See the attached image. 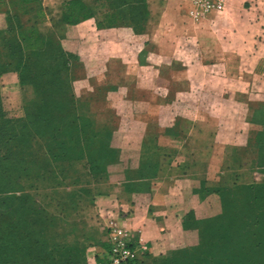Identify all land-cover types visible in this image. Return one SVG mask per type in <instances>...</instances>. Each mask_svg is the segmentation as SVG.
<instances>
[{
    "label": "rangeland",
    "instance_id": "1",
    "mask_svg": "<svg viewBox=\"0 0 264 264\" xmlns=\"http://www.w3.org/2000/svg\"><path fill=\"white\" fill-rule=\"evenodd\" d=\"M117 1L126 3V6L117 5V16H121L124 10L128 12L132 10L135 17L140 13L143 14L144 6L138 4L142 2ZM152 1L153 11L151 12L157 17L159 16V0ZM226 7L227 0L224 12ZM99 9L100 22L107 26L108 21L105 18L108 10L107 3L101 2ZM189 9V1L181 0V12L187 18H190ZM223 13L211 14L202 21H193L190 18L191 24L196 29L203 30L216 27V21ZM4 17L0 18L4 19ZM116 24L117 28H120L119 35H122L124 29H130L135 33L143 31L145 27L151 30L147 38L139 40L138 37H134L132 41V44H139V41L146 43L139 55L136 51L131 54L132 62L139 60L142 67L133 64L131 67L122 66L123 53L120 48L115 55V66L108 71L109 74L106 72L107 75L103 74L104 69L90 67L85 72L84 67L80 66L77 71L78 80L98 74V76L104 75V78L114 83L115 104L96 97H87L78 100V103L81 111L95 122V130L98 133L112 135L109 145L117 160L107 167V177L114 178L124 174V179L135 186L140 185L136 183L140 177H150L154 173L153 168L159 158V153L155 149V143L159 138V120L164 118L163 121L167 124L173 120L172 116L159 114L160 106L165 105V101L159 100V94L177 92L183 95L201 91L202 85L159 83V76L167 79L171 75L172 61L180 63L183 58L182 54L172 52V46L180 44L178 40L180 37L176 36L175 43L172 42L171 36L159 34V30L164 29L159 18L152 21H145L144 18L132 19L126 26L121 18H117ZM262 35L259 39L263 43L256 46V53L253 54L254 59L260 61L259 63L255 62L251 67L248 65L241 69L237 63L240 58L247 59L245 53L249 50L242 53L239 59L232 56L230 62L235 66L229 68L226 74L227 79L233 82L209 83L207 86V90L212 91L213 96L219 93L221 88L227 90V100H219L218 97H209V95L202 101L182 96L166 100L169 106L178 108L179 113L182 108H187L190 112L191 108L187 105L203 103L202 110L206 111V115L196 112V130L191 133L193 134L191 139L209 143L206 151L202 153L195 144L192 146L195 147L202 161L198 168L212 174L211 181H205V184L204 181L199 182L200 184L197 182L195 195L202 201L211 192L212 198L207 207L193 213L188 219L190 225L184 229L194 232L193 236H190L182 245H176V238L172 236L171 240L175 238V242L171 243L169 240L166 248L163 251L159 250L161 251L159 264H264V167L259 166L258 151V146L264 137L262 126L264 123V33ZM118 37L121 39L119 44L122 46L124 37ZM159 47L163 49L162 52L159 51ZM68 53L72 56L79 54V52ZM82 53L83 57L89 59L91 63L97 60L90 51H82ZM193 72L196 77L204 76V74L216 75L212 69L206 71L193 69ZM106 90L104 89L101 93L103 98L107 94H105ZM118 107L121 110L132 109L133 111H124L125 113L121 115L103 114L114 113L112 108ZM4 109L5 118L10 122L25 118L22 108H11L6 104ZM174 121L176 125L181 126L188 123L178 115ZM13 125L16 126L15 123ZM14 132L7 135L10 137ZM2 139L5 140L4 137ZM15 139H20L19 133ZM194 141L192 143H195ZM35 142L32 145L33 153L38 158L30 157L33 160L24 162L22 165L16 163V156L13 160L9 159L5 150H0L2 155L0 157L1 264H13V261L14 264H28L27 255L31 257L34 264H38V248L41 249V256H43V243L55 239L66 244H74L83 232L82 228L71 229L60 226V212L64 213L68 224L82 220L75 218L74 213H68L66 216V211L59 205L60 196L56 186L50 184V181L47 182L51 172H67L66 165L61 164L62 162L51 166L46 165L41 157L47 152V142L42 140ZM204 153H206V159H204L206 164L203 163ZM219 168L226 173L222 183L218 178ZM77 169L85 171V163L78 164ZM44 183L47 193L44 190L35 192V189L41 188ZM88 187L91 189L90 185ZM108 187L103 185L100 189L107 191ZM53 189H56V193ZM48 198L55 199V203L50 202L52 204L50 206ZM35 202L46 212V216L39 213ZM91 214L89 210L86 214L88 220ZM88 220L87 223H89ZM39 241H42L41 245L38 244Z\"/></svg>",
    "mask_w": 264,
    "mask_h": 264
},
{
    "label": "crops",
    "instance_id": "2",
    "mask_svg": "<svg viewBox=\"0 0 264 264\" xmlns=\"http://www.w3.org/2000/svg\"><path fill=\"white\" fill-rule=\"evenodd\" d=\"M39 1L42 6L41 19L37 24L39 35L45 38L57 37L62 41L63 49L66 52H79L78 61L72 63L84 67L85 72L86 69L95 67L104 69V75L109 74L108 71L115 66V55L119 52V48L123 53L122 66H141L139 60L132 62L131 54L136 51L139 55L146 43L139 41V44H132V41L134 37H138L139 40L147 38L151 32L148 30L149 28L140 34L132 32L130 29H124L122 35H119L120 28L98 27L96 21L99 18V12L77 25H68L64 22L65 8L67 3L72 0ZM95 1L83 0V2L92 4ZM151 3H153L152 0H146L149 12L153 11ZM181 11V0H159V16L156 17L151 12L147 18L148 21L159 18L164 28L159 30V34L171 36L172 42L176 41L174 40L176 36L180 37L178 39L180 44L173 45L172 52L182 54V61L180 63L172 61L171 75L167 79L159 76V83L198 84L202 85V90L183 95L177 92H172L173 94L161 92L159 94V100L165 101V105L161 104L162 106L159 108V114L172 116L173 120L168 124L164 123V118L159 120V138L155 143V149L159 153V162L154 175L146 178L140 177L136 182L140 185L133 186L132 182L124 179V174L114 176V178L111 176L108 178L106 174H99L94 178L97 180L90 178L89 185L92 194H88L89 198L86 197V200L84 198L82 202L79 201L78 196L79 194L80 196L85 195V192L80 191L81 189L77 186L71 184L60 189L63 194L80 191L79 194L76 192V196L69 195L76 197L77 211L74 215L75 218L82 220L79 223H65L64 213L60 212L59 221L61 220V227L83 229V232L80 233L81 237L77 238L76 246L83 250L86 264H101V260L107 259L110 232L115 227L127 231L135 245L147 246L148 250L142 253L143 261L145 260L149 264H159V253L166 248V244L172 236L176 238V245L184 244L190 236H193L194 232L184 229L190 225L188 219L193 213L207 207L208 202L211 201V192L202 201L195 195L197 189L195 185L201 181H204V184L205 181H211L210 175L212 174L198 168L202 161L197 155L195 147L192 146L195 144L199 152L202 153L206 151L209 143L191 139L193 135L191 133L196 130V112L206 115V111L202 110L203 103L187 105L188 108H191L190 112H188L189 109L182 108L179 113V109L169 106L166 100L182 96L202 101L208 98V95L209 97H218L219 100L228 99L227 90L221 88L219 93L215 92L216 95L213 96L212 91L207 90V86L209 83L233 82V80L227 79L226 74L229 68L235 66L230 62L232 56L239 59L242 53L249 50L248 53H245L247 59L244 58L242 61L240 58L237 63L241 69L260 62L258 59H254L253 54L256 53V46L263 43L259 38L264 33V0H227L226 11L216 21V27L207 28V30L196 29L195 26H192L190 18L184 16ZM0 17H4V15L0 14ZM5 27V17L4 19L0 18V30H4ZM118 36L124 37L122 46L119 44L121 39ZM162 50L159 47V51L162 52ZM82 51H90L91 55L97 57V60L95 59L94 63H91L89 59L83 57ZM193 69L205 71L212 69L216 75L204 74V76L196 77ZM106 72L108 73L106 74ZM104 75L95 74L89 78L74 80L75 98L81 100L87 97H96L115 104L114 83L104 78ZM139 83L141 84V81ZM104 89H107L105 91L107 94L103 98L101 93ZM0 92L4 105L7 104L8 107L16 109L22 108V111L25 105L33 103L36 95L32 86L21 84L17 73H7L1 77ZM112 109L114 113L103 114L121 115L125 113L124 111H133L132 109L130 111L128 109L121 110L120 107ZM95 114L100 115V113ZM177 115L187 121L188 126L176 125L174 119ZM192 140L195 143H192ZM205 156L206 153L203 158V163L206 164ZM219 169L218 178L222 183L226 173L223 172V169L222 171L221 168ZM103 185L109 186L107 191H101L100 187ZM68 199L67 195H62L60 206L62 207V204ZM89 210L92 214L88 220L86 214ZM175 238L171 240V243L175 242Z\"/></svg>",
    "mask_w": 264,
    "mask_h": 264
},
{
    "label": "trees",
    "instance_id": "3",
    "mask_svg": "<svg viewBox=\"0 0 264 264\" xmlns=\"http://www.w3.org/2000/svg\"><path fill=\"white\" fill-rule=\"evenodd\" d=\"M137 1L142 2L138 4L144 6V11L143 14L140 13L135 17L132 10H129L130 13L124 10L121 16L116 15L117 5L126 6L124 1L118 3L117 0H96L92 4L83 0H72L66 5L64 22L68 25H77L91 18L96 12L101 15L99 9L101 2L107 3L108 10L105 18L108 25L101 24L98 18L96 22L99 28L117 27V18H121L125 26L132 19L144 18L148 21L150 12L147 9L146 0ZM2 12H4L6 27L0 30V85L3 75L17 73L21 84L32 86L36 95L31 105L23 107L25 118L10 122L5 118L0 92V150H5L9 159L13 160L16 156V163L22 165L24 162L33 160L30 157L38 158L33 153L32 145L36 143L35 141H46L48 149L41 157L46 165L51 166L58 162L66 165L67 172L53 171L49 174L47 182L50 181V184L56 186L60 198L62 195H67L69 198L61 207L68 216V213L73 214L77 211L75 194H79L80 191L85 192V195L78 196L81 202L84 198L85 200L89 198L88 194H92V190L88 188L90 178L97 180L94 178L99 174L107 175V167L117 160L109 145L112 135L110 133L103 135L95 130V122L81 111L78 100L74 96L73 81L78 79L77 71L80 66L72 62L78 61L77 56L66 52L59 38L54 36L45 38L39 35L37 24L42 14L40 1L1 0L0 14ZM146 28L138 31L137 34L145 32ZM14 123L16 126L13 125ZM262 126L264 127V123ZM11 132L14 134L9 137L7 134ZM18 133L20 139L16 140ZM258 151L259 166L264 167V137L258 146ZM158 162L159 158L154 165V173ZM81 163H85L88 171L77 169V165ZM71 184L81 190L71 193L75 196H70V193L63 194L60 189ZM56 189H53L55 193ZM40 190L47 193L45 183L41 188L35 189V192ZM54 201L55 199L50 198L48 204L51 206V203H55ZM38 211L46 216V212L39 206ZM41 243L42 241L38 242L39 245ZM43 244V256H41V249L38 248V264H86L84 252L76 246L77 242L66 244L53 239ZM26 260L28 264H34L29 255L26 256ZM101 264H108L107 259H104ZM139 264L149 263L144 260Z\"/></svg>",
    "mask_w": 264,
    "mask_h": 264
},
{
    "label": "built area",
    "instance_id": "4",
    "mask_svg": "<svg viewBox=\"0 0 264 264\" xmlns=\"http://www.w3.org/2000/svg\"><path fill=\"white\" fill-rule=\"evenodd\" d=\"M190 4L189 17L193 21L206 20L211 14L224 12L226 0H188ZM108 264H139L142 253L148 248L146 245H135L127 231L115 227L111 229L108 241Z\"/></svg>",
    "mask_w": 264,
    "mask_h": 264
}]
</instances>
